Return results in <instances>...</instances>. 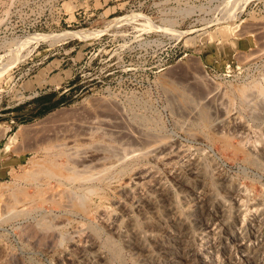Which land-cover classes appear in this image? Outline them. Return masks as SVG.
<instances>
[{
    "label": "rangeland",
    "instance_id": "obj_1",
    "mask_svg": "<svg viewBox=\"0 0 264 264\" xmlns=\"http://www.w3.org/2000/svg\"><path fill=\"white\" fill-rule=\"evenodd\" d=\"M263 48L264 0H0V264H183V240L191 264L214 243L228 248L218 264L236 258L232 236L193 220L194 192L229 205V231L224 179L264 200L262 156L249 151L264 144Z\"/></svg>",
    "mask_w": 264,
    "mask_h": 264
},
{
    "label": "bare ground",
    "instance_id": "obj_2",
    "mask_svg": "<svg viewBox=\"0 0 264 264\" xmlns=\"http://www.w3.org/2000/svg\"><path fill=\"white\" fill-rule=\"evenodd\" d=\"M261 26V25H260ZM264 49V48H263ZM258 51V50H257ZM262 52V51H261ZM253 54V53H252ZM264 55V54H263ZM250 61V60H249ZM248 62V61H247ZM202 76V75H201ZM218 86V85H217ZM240 88H241V86H239ZM192 88V87H191ZM215 88V87H214ZM236 88V87H235ZM258 88V87H257ZM263 88V87H262ZM261 88V89H262ZM207 89V88H206ZM216 89V88H215ZM218 89H219V87H218ZM222 89V88H221ZM245 89V88H244ZM264 89V88H263ZM212 90H214V89H212ZM247 90V86H246V89H245V91ZM253 90H255V89H253ZM216 91V90H215ZM219 91H221L220 89H219ZM249 91V90H248ZM247 91V92H248ZM262 91V90H261ZM214 92V91H213ZM213 92H211L210 91V93H213ZM223 92H225V91H223ZM258 92H260L259 90H258ZM263 92V91H262ZM180 93V92H179ZM209 93V94H210ZM216 94H217V92H215ZM226 93V92H225ZM250 93V92H249ZM174 95V94H173ZM208 95V94H207ZM213 95H215V94H212L211 96H213ZM262 95V94H261ZM180 96V95H179ZM179 96H177V98L179 97ZM204 96H206V95H204ZM208 96H210V95H208ZM210 96V97H211ZM218 95H215V97H217ZM242 96V95H241ZM240 96V97H241ZM260 96V95H259ZM172 97V96H171ZM243 97V96H242ZM254 97V96H253ZM183 98V97H182ZM202 98V97H201ZM206 98V97H205ZM205 98H204V100H205ZM214 98V96L212 97V98H210V99H213ZM231 98V97H230ZM243 98H245V96L243 97ZM249 98V97H248ZM257 98H258V95H257ZM256 98V99H257ZM262 98V97H261ZM264 98V97H263ZM176 99V98H175ZM200 99V98H199ZM216 99V98H215ZM223 99V98H222ZM192 100V99H191ZM203 100V99H202ZM207 100V99H206ZM221 100V99H220ZM239 100V99H238ZM241 100V99H240ZM250 100V99H249ZM248 100V101H249ZM101 102V101H100ZM103 102V101H102ZM105 102V101H104ZM191 102V101H190ZM209 101H207V103H208ZM214 102V101H213ZM218 102V101H217ZM234 102V101H233ZM256 102V101H255ZM257 102H259V101H257ZM256 102V103H257ZM210 104H211V102H209ZM226 103V102H225ZM232 103V102H231ZM242 103V102H241ZM249 103V102H248ZM251 103V102H250ZM255 103V104H256ZM261 103H263L261 106V109H260V113H258V115H255L254 116V118H255V120H257V121H259V123H260V125H263L264 126V102H261ZM260 103V104H261ZM114 104V103H113ZM186 104V103H185ZM203 105H204V103H202ZM215 104V103H214ZM222 104H224L223 102L221 103V105ZM229 104V103H228ZM234 104V103H233ZM111 105V104H110ZM118 105V104H117ZM116 105V106H117ZM187 105V104H186ZM185 105V106H186ZM194 105V104H193ZM195 105H196V103H195ZM225 105V104H224ZM226 105H227V103H226ZM104 106V105H103ZM107 106H108V104H107ZM212 106V105H211ZM235 106V105H234ZM256 106V105H255ZM101 107V106H100ZM189 107V106H188ZM195 107V106H194ZM200 107V106H199ZM203 107V106H202ZM205 107V106H204ZM226 107V106H225ZM111 108V107H110ZM114 107H112V109H113ZM216 108V107H215ZM214 108V109H215ZM217 108H218V106H217ZM97 109V108H96ZM100 109V108H99ZM117 109V108H116ZM121 109V108H120ZM187 109V108H186ZM202 109V108H201ZM249 109V108H248ZM91 110V109H90ZM101 110V109H100ZM103 110V109H102ZM115 110V109H114ZM183 110V109H182ZM185 110V109H184ZM218 110V109H217ZM98 111V110H97ZM96 111V112H97ZM106 111V110H105ZM122 111V110H121ZM121 111H120V114H121ZM195 111V110H194ZM204 111V110H203ZM244 111V110H243ZM254 111V110H253ZM93 112V111H92ZM95 112V113H96ZM112 112V111H111ZM118 112V111H117ZM191 112V111H190ZM197 112V111H196ZM199 112H200V110H199ZM206 112V111H205ZM221 112V111H220ZM233 112V111H232ZM231 112V113H232ZM239 112V111H238ZM91 113V112H90ZM94 113V114H95ZM106 113V112H105ZM104 113V114H105ZM101 114H103V113H101ZM100 114V115H101ZM103 114V115H104ZM108 114V113H107ZM179 114V113H178ZM192 114H193V112H192ZM195 114V113H194ZM193 114V115H194ZM204 114V113H203ZM205 114H207V113H205ZM227 114V113H226ZM91 115V114H90ZM93 115V114H92ZM99 115V114H98ZM183 115V114H182ZM181 115V116H182ZM191 115V114H190ZM210 115V114H209ZM228 115V114H227ZM251 115V114H250ZM187 116H189V114L187 115ZM215 116V115H214ZM235 116V115H234ZM89 117V116H88ZM106 117V116H105ZM141 117V116H140ZM183 117V116H182ZM195 117H197V115L195 116ZM194 117V118H195ZM210 118H211V116H209ZM233 117V116H232ZM122 118V117H121ZM191 118H193V117H191ZM242 118V117H241ZM82 119V118H81ZM114 119V118H113ZM122 120V119H121ZM180 120V119H179ZM191 120V119H190ZM200 120V119H199ZM214 120V119H213ZM77 121V120H76ZM125 121V120H124ZM136 121V120H135ZM178 121V120H177ZM206 121V120H205ZM205 121H202V122H205ZM211 121V120H210ZM216 121H218V120H216ZM215 121V122H216ZM85 122V121H84ZM123 122V121H122ZM140 122V121H139ZM207 122V121H206ZM223 122H225V121H223ZM234 122V121H233ZM232 122V123H233ZM235 122H236V124L238 125V122H240V121H236L235 120ZM235 122L233 123L234 125H235ZM78 123V122H77ZM126 123V122H125ZM220 123H221V121H220ZM111 124H112V122H111ZM111 124H110V126H111ZM116 124H117V122H116ZM119 124V123H118ZM210 124H212L211 122H210ZM240 124V123H239ZM83 125V124H82ZM81 125V126H82ZM107 125V124H106ZM122 125V124H121ZM124 125V124H123ZM187 125V124H186ZM220 125V124H219ZM218 125V126H219ZM222 125V124H221ZM220 125V126H221ZM233 125V126H234ZM236 125V126H237ZM243 125V124H242ZM85 126V125H84ZM88 126V125H87ZM177 126V125H176ZM184 126V125H183ZM226 126V125H225ZM224 126V127H225ZM244 126V125H243ZM243 126H241V127H243ZM74 127V126H73ZM100 127V126H99ZM215 127V126H214ZM239 128H240V126H238ZM245 127V126H244ZM243 127V128H244ZM247 127V126H246ZM256 127V126H255ZM258 127H261V126H258ZM95 128V127H94ZM221 128V127H220ZM234 128H237V127H235L234 126ZM249 128V127H248ZM262 128V127H261ZM69 129H71V128H69ZM104 129V128H103ZM184 129V128H183ZM195 129V128H194ZM212 129V128H211ZM242 129V128H241ZM247 129V128H246ZM263 129V128H262ZM261 129V130H262ZM108 130V129H107ZM130 130V129H129ZM202 130V129H201ZM244 130H245V128H244ZM71 131H73V130H71ZM75 131H76V129H75ZM78 131H79V129H78ZM92 131H94V130H92ZM96 131V130H95ZM100 131V130H99ZM102 131V130H101ZM118 131V130H117ZM131 131V130H130ZM135 131V130H134ZM141 131V130H140ZM198 131V130H197ZM203 131V130H202ZM239 131V130H238ZM110 132V131H109ZM112 132V131H111ZM63 133V132H62ZM93 133V132H92ZM101 133V132H100ZM121 133V132H120ZM124 133V132H123ZM129 133V132H128ZM156 133H157V131H156ZM188 133V132H187ZM69 134V133H68ZM71 134V133H70ZM97 134V133H96ZM115 134V133H114ZM122 134V133H121ZM137 134V133H136ZM219 134V133H218ZM224 134V133H223ZM226 134V133H225ZM231 134V133H230ZM240 134V133H239ZM247 134H249V133H247ZM252 134V133H251ZM250 134V135H251ZM259 134V133H258ZM57 135V134H56ZM55 135V136H56ZM61 135V134H60ZM191 134H189V136H190ZM89 136V135H88ZM93 136V135H92ZM140 136V135H139ZM143 136H146V135H143ZM142 136V137H143ZM156 136V135H155ZM237 136V135H236ZM57 137V136H56ZM63 137V136H62ZM66 137V136H65ZM75 137V136H74ZM122 137H124V136H122ZM131 137V136H130ZM135 137V136H134ZM149 137H150V135H149ZM249 137V136H248ZM58 139H59V137H57ZM92 138H94V137H92ZM120 138V137H119ZM136 138H138V137H135V139ZM223 138V137H222ZM251 138V137H250ZM264 138V137H263ZM54 139V138H53ZM80 139V138H79ZM84 139H86V137L84 138ZM91 139V138H90ZM118 139V138H117ZM121 139V138H120ZM127 139H129V138H127ZM158 139V137L156 138V140ZM195 139H196V137H195ZM242 139V138H241ZM247 139V138H246ZM257 139V138H256ZM65 140V139H64ZM76 140V139H75ZM83 140V139H82ZM89 140V139H88ZM140 140V139H139ZM138 140V141H139ZM142 140V139H141ZM146 140V139H145ZM166 140V139H165ZM172 140V139H171ZM243 140V139H242ZM74 141V140H73ZM84 141V140H83ZM133 141H135V140H133ZM248 141V140H247ZM69 142V141H68ZM72 141L70 140V143H71ZM81 142V141H80ZM118 142V141H117ZM141 142V141H140ZM144 142V141H143ZM142 142V143H143ZM152 142H154L155 143V141H152ZM167 142V141H166ZM169 142V141H168ZM167 142V143H168ZM171 142V141H170ZM227 142V141H226ZM51 143V142H50ZM124 143H129V142H124ZM132 143V142H131ZM156 143L158 144V142L156 141ZM155 143V144H156ZM243 143H244V140H243ZM249 143V142H248ZM119 144V143H118ZM154 144V145H155ZM159 144H161V145H163L162 143H160L159 142ZM171 144V143H170ZM246 144V143H245ZM57 145V144H56ZM59 145V144H58ZM66 145V144H65ZM101 145V144H100ZM161 145H159V146H161ZM140 146V145H139ZM142 146V145H141ZM150 146V145H149ZM157 146V145H156ZM158 146V147H159ZM227 146V145H226ZM257 146V145H256ZM56 147V146H55ZM93 147V146H92ZM104 147V146H103ZM107 147V146H106ZM146 147V146H145ZM150 147H152V145L150 146ZM163 147V146H162ZM171 147H172V145H171ZM173 147H174V145H173ZM262 148H259V149H257L255 146H251V147H249L250 149H249V151L250 152H252V153H256V154H261V156H262V161H263V163H264V144H263V146H261ZM58 148V147H57ZM75 148V147H74ZM84 148H85V146H84ZM113 148V147H112ZM115 148V147H114ZM117 148V147H116ZM142 148V147H141ZM144 148V147H143ZM154 148V147H153ZM152 148V149H153ZM157 148V147H156ZM170 148V147H169ZM176 148V147H175ZM187 148V147H186ZM55 149V148H54ZM155 149V148H154ZM158 149V148H157ZM161 149H166L165 147L164 148H161ZM161 149H159V150H161ZM179 149V148H178ZM183 149V148H182ZM242 149V148H241ZM48 150V149H47ZM69 150V149H68ZM73 150V149H72ZM137 150V149H136ZM170 150H174L173 148L172 149H170ZM180 150V149H179ZM185 150V149H184ZM183 150V151H184ZM189 150V149H188ZM191 150V149H190ZM49 151V150H48ZM79 151V150H78ZM88 151V150H87ZM86 151V152H87ZM100 151V150H99ZM131 151H133V150H131ZM156 151V150H155ZM162 152H163V150H161ZM166 152H167V150H165ZM165 151L162 153V154H166L165 153ZM240 151V150H239ZM242 151V150H241ZM86 152L84 153V155H86ZM101 152V151H100ZM139 152V151H138ZM152 152V151H151ZM157 152V151H156ZM160 152V151H159ZM169 152V151H168ZM177 152V151H176ZM182 152V151H181ZM188 152V151H187ZM244 152V151H243ZM72 153V152H71ZM114 153V152H113ZM134 153H135V151H134ZM172 153H175V151L174 152H172ZM171 153V154H172ZM178 153V152H177ZM176 153V154H177ZM237 153H239V152H237ZM102 154H104V153H102ZM155 154V153H154ZM161 154V155H162ZM245 154V153H244ZM255 154V155H256ZM258 154V155H259ZM106 155V154H105ZM156 155V154H155ZM160 155V156H161ZM170 155V154H169ZM178 155H180V154H178ZM248 155V154H247ZM93 156L95 157V155L93 154L92 156L91 155H89V156H87V158L86 159H88V158H91V159H95V158H93ZM109 156V155H108ZM115 156V155H114ZM121 156V155H120ZM159 156V155H158ZM175 156V155H174ZM186 156V155H185ZM82 157V156H81ZM97 157V156H96ZM99 157H101V156H99ZM105 157V156H104ZM156 157V156H155ZM165 157V156H164ZM74 158V157H73ZM117 158V157H116ZM159 158V157H158ZM170 158V157H169ZM168 158V159H169ZM172 158V157H171ZM191 158V157H190ZM261 158V157H260ZM97 159V158H96ZM104 159V158H103ZM113 159V158H112ZM120 159V158H119ZM119 159H117V160H119ZM194 159V158H193ZM215 159V158H214ZM43 160V159H42ZM69 160V159H68ZM101 160H102V158H101ZM106 160V159H105ZM155 160V159H154ZM248 160V159H247ZM71 161V160H70ZM94 161V160H93ZM96 161V160H95ZM107 161V160H106ZM114 161V160H113ZM161 161V160H160ZM187 161V160H186ZM201 161V160H200ZM253 161V160H252ZM261 161V160H260ZM262 161H261V164H262ZM38 162V161H37ZM40 162V161H39ZM81 162V161H80ZM83 162H86L85 161V159H84V161ZM83 162H81V164H83ZM108 162V161H107ZM111 162V161H110ZM119 162V161H118ZM121 162V161H120ZM165 162V161H164ZM212 162V161H211ZM257 162V161H256ZM70 163V162H69ZM88 163V162H87ZM89 163H91L90 161H89ZM97 163V162H96ZM101 163V162H100ZM103 163H105V162H103ZM207 163V162H206ZM39 164V163H38ZM45 164V163H44ZM46 164H49V163H46ZM53 164V163H52ZM52 164H50V165H52ZM78 164H80V163H78ZM85 164V163H84ZM111 165H112V162L110 163ZM175 164V163H174ZM184 164V163H183ZM212 164V163H211ZM255 164V163H254ZM87 164H85V166H86ZM100 165V164H99ZM109 165V164H108ZM170 165V164H169ZM195 165V164H194ZM44 166V165H43ZM54 166V165H53ZM102 166V165H101ZM104 166V165H103ZM146 166V165H145ZM172 166V165H171ZM173 166H176V165H173ZM193 166V165H192ZM191 166V167H192ZM196 166V165H195ZM218 166V165H217ZM47 167V166H46ZM49 167V166H48ZM66 167V166H65ZM68 167V166H67ZM82 167V166H81ZM84 167V166H83ZM96 167V166H95ZM98 167V166H97ZM109 167V166H108ZM116 167V166H115ZM190 167V166H189ZM197 167H198V164H197ZM201 167H202V165H201ZM200 167V170H203V168H201ZM205 167V166H204ZM91 168V167H90ZM114 168V167H113ZM138 168V167H137ZM193 168V167H192ZM191 168V169H192ZM196 168V167H195ZM208 168V167H207ZM215 168H217V167H215ZM220 168H222V167H220ZM70 169V168H69ZM69 169H67L68 171H69ZM73 169H75V168H73ZM134 169V168H133ZM143 169V168H142ZM149 169V168H148ZM169 169V168H168ZM172 169V168H171ZM264 169V168H263ZM105 170V169H104ZM137 170V169H136ZM146 170V169H145ZM199 170V171H200ZM102 171V170H101ZM135 171V170H134ZM168 171V170H167ZM176 171V170H175ZM199 171H197L196 169L193 171V175H195V177H199V182H201L202 183V186L204 187H202V189L204 190L205 189V184H204V182H206V180H205V177H207V176H205V177H201L200 176V172ZM204 171V170H203ZM207 170H206V168H205V172H206ZM75 172V171H74ZM106 172V171H105ZM138 171H136V173H137ZM141 172V171H140ZM142 172H143V170H142ZM150 172H151V169H150ZM186 172V171H185ZM199 172V173H198ZM222 172V171H221ZM38 173V172H37ZM90 173V172H89ZM124 173V172H123ZM132 173V172H131ZM134 173V172H133ZM146 173V172H145ZM178 173V172H177ZM264 173V172H263ZM66 174V173H65ZM85 174V173H84ZM118 174H120V173H118ZM148 174V173H147ZM155 174V173H154ZM168 174V173H167ZM220 174V173H219ZM31 175V174H30ZM130 175V174H129ZM149 175V174H148ZM151 175V174H150ZM175 175V174H174ZM202 175V174H201ZM204 175H206V174H204ZM203 175V176H204ZM64 176V175H63ZM104 176V175H103ZM102 176V177H103ZM134 176V175H133ZM147 175H145V174H143V173H138V174H136V176H135V178L134 179H132L131 181H133L132 183H134V186H138L142 181H145L146 179H147V177H146ZM152 177H153V175H151ZM226 176V175H225ZM70 177V176H69ZM68 177V178H69ZM83 177H84V175H83ZM148 177H150V176H148ZM218 177V176H217ZM224 177V176H223ZM231 177V176H230ZM71 178V177H70ZM77 178V177H76ZM80 178H82V177H80ZM90 178V177H89ZM88 178V179H89ZM100 178V177H99ZM187 178V177H186ZM208 178V177H207ZM228 178V177H227ZM227 178L226 179H224L225 181H224V184H223V190H224V193L226 194V197L230 200V202L232 203V207H233V214H234V228L236 229H234V230H230L229 231V228H228V226H227V221H228V216H229V205H227V203L225 202V201H223L222 199H218L217 198V196H214L213 195V193H212V195H210V194H208L207 192H205V191H207V190H205V191H201V192H199L198 191V193L197 192H194L195 193V195H196V205L194 206V208H195V211L197 212L196 214V216H197V218L196 219H193V220H197V221H199L200 223L199 224H202L203 226H204V228L205 229H203L204 231L205 230H207L206 232H208L209 234H211V235H213V236H216V235H218L221 231H226V234L229 236V237H231V238H233V242L234 243H236V245H237V247L239 248V250H240V254L239 255H237V257L236 258H233V257H230V259L228 260V263L227 264H241V263H245V264H264V200H257V199H255L254 201H251L250 203H248L247 202V200H246V193H245V191H244V188H242V187H240V185L238 184V182H237V184H234V182L232 183V181L230 182V181H228L227 180ZM64 179V178H63ZM219 179V178H218ZM71 180V179H70ZM128 180H130V179H128ZM127 180V181H128ZM180 180V179H179ZM185 180V179H184ZM208 180V179H207ZM74 181H75V179H74ZM94 181V180H93ZM161 181V180H160ZM187 181V180H186ZM185 181V182H186ZM209 181V180H208ZM215 181V180H214ZM218 181V180H217ZM216 181V182H217ZM159 182V181H158ZM215 182V183H216ZM128 183V182H127ZM170 183V182H169ZM206 183H208V182H206ZM128 184H130V182L128 183ZM127 184V185H128ZM145 184H148V183H145ZM144 184V185H145ZM164 184H166V182L164 183ZM163 184V185H164ZM176 184V183H175ZM183 184V183H182ZM186 184V183H185ZM190 184V183H189ZM209 184V183H208ZM207 184V185H208ZM126 185V186H127ZM131 185V184H130ZM157 185H158V183H157ZM177 185V184H176ZM192 185V184H191ZM219 185V184H218ZM125 186V185H124ZM149 187H151V185H148ZM160 186H162V185H160ZM159 186V187H160ZM167 186V185H166ZM189 186V185H188ZM153 187H154V185H153ZM163 187V186H162ZM165 187V186H164ZM183 187V186H182ZM208 187V186H207ZM156 188V187H155ZM217 188H218V186H217ZM252 188V187H251ZM59 189V188H58ZM133 189H135V188H133ZM133 189H131V190H133ZM139 189V188H138ZM143 189V188H142ZM153 189V188H152ZM183 189V188H182ZM196 189V188H195ZM201 189V188H200ZM158 190V189H157ZM187 190V189H186ZM199 190V189H198ZM210 190H211V187H210ZM223 190H221V191H223ZM90 191V190H89ZM94 191V190H93ZM137 191V190H136ZM141 191V190H140ZM159 191V190H158ZM165 191V190H164ZM180 191V190H179ZM57 192V191H56ZM60 192V191H59ZM96 192V191H95ZM133 192H134V190H133ZM161 192V191H160ZM163 192V191H162ZM208 192H209V189H208ZM127 193V192H126ZM172 193V192H171ZM222 193V192H221ZM254 193V192H253ZM13 194V193H12ZM53 194V193H52ZM114 194V193H113ZM136 196H137V194H135ZM144 195V194H143ZM163 195V194H162ZM169 195H172V194H169ZM192 195V194H191ZM60 196V195H59ZM62 196V195H61ZM130 196V195H129ZM161 196V195H160ZM193 196H194V194H193ZM220 196V195H219ZM260 197H261V195H259ZM53 197V196H52ZM51 197V198H52ZM131 197H132V195H131ZM149 197V196H148ZM248 197V196H247ZM256 197V196H255ZM130 198V197H129ZM140 198V197H139ZM165 198H166V196H165ZM192 198V197H191ZM142 199V198H141ZM248 199H250V198H248ZM55 200V199H54ZM129 200H131L130 202H132V199H129ZM136 200V199H135ZM140 200V199H139ZM154 200V199H153ZM166 200V199H165ZM147 201V200H146ZM146 201H144L145 203H147ZM192 201H194V200H192ZM12 202V201H11ZM59 202V201H58ZM162 202H164V201H162ZM168 202H169V199H168ZM167 202V203H168ZM190 202V201H189ZM76 204H77V202H76ZM116 204V203H115ZM122 205H123V202L121 203ZM124 204H125V202H124ZM133 204V203H132ZM140 204H142V203H140ZM155 204V203H154ZM171 204V203H170ZM117 205V204H116ZM119 205V204H118ZM117 205V206H118ZM134 205H135V203H134ZM10 206H11V204H10ZM77 206V205H76ZM125 206V205H124ZM139 206V205H138ZM148 206V205H147ZM153 206V205H152ZM74 207V206H73ZM116 207V206H115ZM123 207V206H122ZM121 207V208H122ZM128 207V206H127ZM141 207V206H140ZM150 207V206H149ZM183 207V206H182ZM191 207V206H190ZM11 208V207H10ZM97 208V207H96ZM106 208H108V207H106ZM118 208H119V206H118ZM117 208V209H118ZM152 208V207H151ZM162 208V207H161ZM120 209V208H119ZM124 209V208H123ZM127 209V208H126ZM126 209H124L125 211V214L127 213V211H126ZM142 209V208H141ZM155 209V208H154ZM176 209V208H175ZM81 210V209H80ZM85 210H87L86 208H85ZM136 210V209H135ZM143 210V209H142ZM150 210H152V209H150ZM157 210V209H156ZM105 211V209L103 210V212ZM121 211V210H120ZM120 211H118L119 213H120ZM129 211V210H128ZM172 211V210H171ZM91 212H93V211H91ZM106 212V211H105ZM170 212V211H169ZM90 213V212H89ZM99 213V212H98ZM110 213V212H109ZM109 213H107V214H109ZM130 213V212H129ZM139 213H140V211H139ZM174 213V212H173ZM103 214H105V213H103ZM102 214V215H103ZM128 214V213H127ZM145 214V213H144ZM156 214V213H155ZM171 214V213H170ZM169 214V215H170ZM182 214V213H181ZM101 215V216H102ZM115 215V214H114ZM142 215V214H141ZM92 216V215H91ZM104 216V215H103ZM106 216V215H105ZM104 216V217H105ZM131 216V215H130ZM137 216V215H136ZM135 216V217H136ZM158 216V215H157ZM233 215H231L230 217H232ZM103 217V218H104ZM112 217V216H111ZM118 217V216H117ZM124 217H125V215H124ZM123 217V218H124ZM126 217H127V215H126ZM125 217V218H126ZM159 217V216H158ZM181 217V216H180ZM107 218H109V217H107ZM113 218V217H112ZM119 218V217H118ZM121 218V217H120ZM136 218H138V217H136ZM143 218H145L144 216H143ZM150 218V217H149ZM172 218V217H171ZM174 218V217H173ZM195 218V217H194ZM96 219V218H95ZM99 219V218H98ZM128 219V218H127ZM147 219V218H146ZM177 219L178 218H176V220L175 221H177ZM101 220V219H100ZM104 220V219H103ZM116 220V219H115ZM118 220V219H117ZM151 220V219H150ZM173 220V219H172ZM136 221V220H135ZM165 221V220H164ZM231 220H229V222H230ZM108 222H110V221H108ZM117 222V221H116ZM119 222V221H118ZM127 222V221H126ZM178 222V221H177ZM105 223V222H104ZM125 223V222H124ZM138 223V222H137ZM163 223V222H162ZM81 224V223H80ZM79 224V225H80ZM147 224V223H146ZM154 224H156V223H154ZM164 224H166V223H164ZM194 224H198V223H194ZM148 225V224H147ZM163 225V224H162ZM167 225V224H166ZM105 226V225H104ZM109 226L111 227V229L112 230H114V231H116V232H120V225H118V224H116L115 222H111L110 224H109ZM108 226V227H109ZM180 226V225H179ZM184 226H186V225H184ZM84 227V226H83ZM83 227H81V228H83ZM106 227V226H105ZM139 227V226H138ZM141 227V226H140ZM151 228H152V226H150ZM165 227V226H164ZM126 228H128V227H126ZM181 228V227H180ZM147 229V228H146ZM86 230V229H85ZM88 230V229H87ZM132 230H133V233L135 234H133L136 238H139V236H140V234H139V232L137 231V229L136 228H132ZM185 230H187V229H185ZM128 231H130V230H128ZM159 232V231H158ZM224 233V232H223ZM86 234V233H85ZM95 234V233H94ZM118 234V233H117ZM169 234V233H168ZM225 234V233H224ZM119 235V234H118ZM178 235V234H177ZM202 235V234H201ZM80 236H82V235H80ZM86 236H89V235H86ZM91 236V235H90ZM175 236H176V234H175ZM187 236V235H186ZM191 236V235H190ZM208 236V235H207ZM182 237H184V236H182ZM189 237V236H188ZM226 237V236H225ZM81 238V237H80ZM87 238V237H86ZM94 238V237H93ZM126 238V237H125ZM147 238V237H146ZM181 238V237H180ZM76 239V238H75ZM83 239V238H82ZM81 239V240H82ZM85 239V238H84ZM95 239V238H94ZM135 239V238H134ZM140 239V238H139ZM185 239H187V238H185ZM86 240H89V239H86ZM85 240V241H86ZM93 240V239H92ZM91 240V242H92V244H93V241ZM96 240V239H95ZM122 240V239H121ZM136 240V239H135ZM143 240V239H142ZM200 240V239H199ZM214 240V239H213ZM232 240V239H231ZM84 241V240H83ZM127 241V240H126ZM114 242V241H113ZM130 243L132 242V241H129ZM128 242V243H129ZM174 242V241H173ZM176 242H178V241H176ZM180 242V241H179ZM191 242V241H190ZM214 242V241H213ZM231 242V241H230ZM233 242H232V244H233ZM84 243V242H83ZM98 243V242H97ZM136 243V242H135ZM139 243V242H138ZM142 243V242H141ZM218 243V242H217ZM227 243V242H226ZM88 244H89V242H88ZM87 245V246H90L89 247V249L87 250L86 249V251L87 252H89L88 253V256L89 255H91V256H95V259H98V258H101V256H102V254H100V251H93V250H96V247H98V246H95V245ZM140 244V243H139ZM144 244V243H143ZM113 245V244H112ZM193 245V244H192ZM78 246V245H77ZM76 246V247H77ZM81 247H82V245H80ZM80 246H79V248H80ZM86 245L84 246V248L85 247H87ZM132 246H134V245H132ZM136 247H137V245H135ZM170 246V245H169ZM172 246V245H171ZM174 246V245H173ZM203 246V245H202ZM229 246V245H228ZM232 246V245H231ZM161 247V246H160ZM230 247V246H229ZM146 248V247H145ZM179 248H180V250H181V252H180V254H179V259L180 260H182V262H183V264H191V259L193 258V257H195V256H197L198 254L197 253H193L192 251L193 250H191V248L189 247V245L187 244V242H185L184 240L183 241H181L180 242V246H179ZM82 249V248H81ZM138 249V248H137ZM141 249V248H140ZM168 249H170V248H168ZM227 247H226V245L225 246H223L222 244L220 245H218V244H213V246H212V251L211 250H209V252L211 253V260H209V262L208 261H206V259L205 260H202V264H218V262H216V259H218L217 257L220 255V254H222V253H227ZM117 250V249H116ZM149 250H150V248H149ZM171 250V249H170ZM176 250V249H175ZM82 251V250H81ZM102 251V250H101ZM140 250H138L137 252H139ZM172 251V250H171ZM230 251V250H229ZM142 252H143V250H142ZM146 252H148V251H146ZM173 252V251H172ZM208 252V251H207ZM233 252V251H232ZM121 253V252H120ZM145 253V252H144ZM206 253V252H205ZM168 254V253H167ZM209 254V253H208ZM207 254V255H208ZM228 254H229V252H228ZM234 254V253H233ZM82 255V254H81ZM174 255V254H173ZM177 255V254H176ZM144 256H146V255H144ZM175 256V255H174ZM230 256V255H229ZM82 257V256H81ZM84 257H85V255H84ZM97 257V258H96ZM168 257V256H167ZM171 257V256H170ZM169 257V258H170ZM177 257V256H176ZM202 257V256H201ZM224 257V256H223ZM234 257H235V255H234ZM178 258V257H177ZM224 258H226V257H224ZM85 259V258H84ZM93 258H91V260H92ZM103 259V258H102ZM167 259V258H166ZM100 260V259H99ZM147 260V259H146ZM169 260V259H168ZM226 260V259H225ZM87 261V260H86ZM102 261V260H101ZM105 261H106V259H105ZM141 261V260H140ZM149 261V260H148ZM170 261V260H169ZM219 261V260H218ZM90 262V261H89ZM92 262V261H91ZM95 262V261H94ZM102 262H104V260L102 261ZM172 262V261H171ZM226 262H227V260H226ZM87 263V262H86ZM105 263V262H104ZM90 264V263H89ZM149 264V263H148ZM154 264V263H153ZM173 264V263H172Z\"/></svg>",
    "mask_w": 264,
    "mask_h": 264
}]
</instances>
